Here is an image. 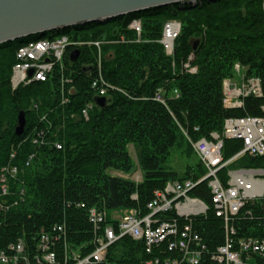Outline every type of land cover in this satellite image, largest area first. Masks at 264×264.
<instances>
[{"label": "trees", "instance_id": "obj_1", "mask_svg": "<svg viewBox=\"0 0 264 264\" xmlns=\"http://www.w3.org/2000/svg\"><path fill=\"white\" fill-rule=\"evenodd\" d=\"M263 3L204 1L195 9L170 6L129 15L112 26L80 28L92 31L84 36L85 40L95 41L104 33L109 40L121 35L133 37L127 27L135 19L141 20L143 27L141 43L103 46V75L114 90L105 97L107 106L94 107L88 119L82 112L96 96L91 89L94 73L84 69L95 70L96 51L82 49L74 65L67 59L73 84L67 87L65 98L69 102L63 105L56 83H34L12 91V69L23 40L0 46V173L10 163L19 168L11 183L15 204L0 214V250L18 240L33 248L40 233L65 223L70 247L86 255L94 249L89 209L106 213L138 210L145 215L154 193L163 191L168 183H196L206 176L193 144L210 140L213 134L222 135L228 119L262 115L264 99L255 97L244 99L243 108L226 109L224 82L234 78V67L239 64L247 79L261 81L264 98ZM172 20L182 28L174 54L169 57L160 41L164 25ZM115 28H119V34L115 35ZM52 35L56 34L48 38ZM42 39L35 36L23 42ZM190 56L194 59L190 66L197 69L194 74L184 69ZM158 95L162 101H157ZM21 112L27 122L24 138L52 123L47 137L62 148L35 147L17 138L15 129ZM130 147L136 152L135 159ZM13 148L19 150L11 161ZM242 149L241 142L225 140V161ZM34 153L35 158L30 160ZM178 158L185 161L186 168L177 162ZM136 167L143 175L141 183L115 175H131ZM231 170H264V157L246 155L221 170L218 176L225 185ZM208 184L205 181L198 185L190 197L209 205ZM19 189L25 190L20 198ZM234 227L237 238L264 240V197L247 203ZM195 230L209 248L223 244L224 224L211 211L196 223ZM139 248L131 240H123L111 249L109 261L140 263L144 258ZM251 263L264 264V255L254 257Z\"/></svg>", "mask_w": 264, "mask_h": 264}, {"label": "built area", "instance_id": "obj_2", "mask_svg": "<svg viewBox=\"0 0 264 264\" xmlns=\"http://www.w3.org/2000/svg\"><path fill=\"white\" fill-rule=\"evenodd\" d=\"M129 28L138 38L135 42L141 43V22L135 20L130 23ZM181 28V24L174 20L164 25L160 43L169 57L174 54ZM121 40L120 44L132 43ZM70 41V35L56 34L51 38L25 43L16 54L12 90L18 91L34 83L54 82L58 85L59 96L68 97L67 87L73 84L70 77L73 71L66 68L64 62ZM95 45L98 46L97 43ZM192 58L190 56L188 64L184 65L186 71L191 69ZM97 68L98 66L92 71L94 80L91 89L96 97L105 98L114 88L103 80L101 69ZM189 72L194 74L197 71L194 68ZM234 72L239 82L232 79L224 82L226 109L243 108V101L248 97L264 99L259 79H248L245 82L242 79L243 69L239 64L235 65ZM160 97L157 96V101L161 100ZM64 99L62 104L67 105L69 100ZM94 107L95 104L91 103L83 110L85 119L89 118V112ZM261 112L260 117L228 119L222 135L213 134L210 140L195 142L193 149L207 172L206 176L196 183H168L163 191L154 193L145 215L138 210L106 213L96 208L89 209L91 243L94 247L90 253L83 255L70 247L67 226L62 223L40 233L33 248L27 247L23 240H18L0 250V264H116L109 261L110 251L126 239L140 246L144 259L136 264H252L254 257L264 255V240L237 238L234 223L247 203L264 197V170H231L228 172L226 185L222 183L218 173L246 155L264 157V102ZM49 128L39 131L35 129L28 139L33 137L32 143L36 146H54L56 142L53 144L47 137L52 125ZM225 140H236L243 145L239 154L230 161H225L223 156ZM9 167L0 173V214L7 212L15 204L11 183L16 179L17 172L11 171ZM205 181H209V205L189 195ZM17 193L18 198L23 197L25 190L19 189ZM80 207L85 209L84 205ZM210 211L224 224L223 244L215 249L209 248L204 238L195 230L196 223L207 217Z\"/></svg>", "mask_w": 264, "mask_h": 264}, {"label": "water", "instance_id": "obj_3", "mask_svg": "<svg viewBox=\"0 0 264 264\" xmlns=\"http://www.w3.org/2000/svg\"><path fill=\"white\" fill-rule=\"evenodd\" d=\"M204 1L218 0H0V46L35 36L45 38L64 29L104 25L154 9L179 5L194 9ZM79 55L74 52L71 62L77 63ZM1 101L0 90V104ZM94 102L100 109L107 106L105 98H96ZM26 125V115L21 112L15 129L17 138H24Z\"/></svg>", "mask_w": 264, "mask_h": 264}, {"label": "rangeland", "instance_id": "obj_4", "mask_svg": "<svg viewBox=\"0 0 264 264\" xmlns=\"http://www.w3.org/2000/svg\"><path fill=\"white\" fill-rule=\"evenodd\" d=\"M217 2V1H216ZM264 4V3H263ZM199 5V4H198ZM197 7V6H196ZM192 8V7H191ZM195 9V8H194ZM117 20H119V19H117ZM117 20H114V21H117ZM121 20H123V19H121ZM135 20H138V21H140L141 22V20H139V19H135ZM135 20H132L130 23H132L133 21H135ZM114 21H112V22H109V23H106V24H104V25H101V24H98V26H101V28L103 27V26H105V25H111L112 26V23H114ZM173 21V20H172ZM141 24H142V22H141ZM111 26H110V28H111ZM129 26H130V24L128 25V27H127V29H128V31H132L130 28H129ZM113 29V28H112ZM71 30V32L70 33H77L78 34V36L77 37H74L73 35H71L70 33H68V35H70V38H71V44H69V46L66 48V51H65V56H66V61H67V59H69V61H70V64H72V65H74V64H77L78 62H79V60H80V56H81V50L82 49H85V50H93V52L94 51H96L97 53H96V57H95V60H96V64H94L95 65V67L96 66H98V68L97 69H101V73H102V76H103V80L106 82V80H105V78H104V75H103V60H104V53H103V46H112V45H115V44H120V42L119 41H122L121 39H124V41H126V42H128V41H130V42H132V43H136L135 41H137V37L133 34V37H129V35H121L117 40L115 39V40H109L108 39V34L107 33H104L103 35H102V37H101V39H99V40H95V41H93V40H85L86 38L84 37L86 34H91L92 33V31L90 30V31H85L84 29H82V30H72V29H70ZM116 32H115V35L116 34H119L120 33V31H119V28H115L114 29ZM133 33V32H132ZM63 34H66V33H63ZM143 34V33H142ZM141 40H140V42H142V35H141ZM44 39V38H43ZM95 43H97L98 44V46H96L95 45ZM121 44H123L124 45V43H121ZM126 44V43H125ZM128 44V43H127ZM76 51H78L79 53H80V55H79V58H78V61H77V63H72L71 62V57H72V55H73V53L74 52H76ZM110 54V53H109ZM110 55H112V54H110ZM88 56H90V55H88ZM194 59L192 58V61H193ZM66 61L64 62L65 63V66H66V68H69L70 66L68 65V64H66ZM189 62V61H188ZM188 62H187V64H188ZM93 65V66H94ZM15 66V65H14ZM191 67V66H190ZM14 68V67H13ZM70 69V68H69ZM191 69H194L193 67H191ZM191 69L189 70V71H191ZM196 69V68H195ZM242 69H243V77H242V79L246 82L248 79L246 78V74L244 73V68L242 67ZM99 71V70H98ZM189 71H186V72H188V73H191V72H189ZM196 71H197V69H196ZM12 76H13V69H12V74H11V79H10V86H11V81H12ZM232 80H235V82H239V80H238V78H237V76H234V78L232 79ZM107 83V82H106ZM53 84H54V82H53ZM108 84V83H107ZM109 85V84H108ZM110 86V85H109ZM11 89H12V87H11ZM22 89H25V88H22ZM59 89V88H58ZM13 91V90H12ZM65 97H61V100H63ZM64 100H66V99H64ZM45 120V117L42 119V121H44ZM51 125H52V123H51ZM51 125H48V128L51 126ZM42 129H44V128H42ZM50 129V128H49ZM31 134H29V135H27L25 138H23V140H24V142H30V143H32L33 142V137L31 138V139H28L29 138V136H30ZM40 142L42 141V139L41 140H39ZM53 144H54V142H53ZM32 145H34L33 143H32ZM35 147H46V146H42L41 144H39V146H36V145H34ZM51 147H53V148H56L57 150H60V147H61V145H59V143H55L54 144V146L53 145H50ZM59 148V149H58ZM18 150L19 149H14L13 148V152H12V155H11V161H14L15 159H16V157H17V153H18ZM130 153H131V155H132V157L135 159L136 158V152L134 151V149L132 148V147H130ZM35 156H36V154L34 153V154H32L31 155V157H30V160L31 159H33V158H35ZM177 162L180 164V163H183V165H184V167L186 168V164H185V161L184 160H182V159H177ZM181 165V164H180ZM10 166V167H9ZM7 167H9L10 168V170L11 171H13V170H15L16 172H17V175L19 174V168L17 167V166H14L12 163H10L8 166H6V167H4L2 170H4V169H6ZM14 167V168H13ZM8 168V169H9ZM2 170H1V172H2ZM207 173V172H206ZM116 176H120V177H123V178H126V179H129V180H131V181H133V182H135V183H141L142 182V179H143V175H142V172L138 169V167H136V169H135V171H134V173L133 174H131V175H128V176H123V175H121V174H115ZM205 177V176H204ZM240 215V214H239ZM133 242V241H132ZM134 243V242H133ZM140 249V248H139Z\"/></svg>", "mask_w": 264, "mask_h": 264}, {"label": "bare ground", "instance_id": "obj_5", "mask_svg": "<svg viewBox=\"0 0 264 264\" xmlns=\"http://www.w3.org/2000/svg\"><path fill=\"white\" fill-rule=\"evenodd\" d=\"M67 29H64V30H60V31H57V32H63V31H66ZM69 31H70V29H68ZM72 30H75V29H72ZM76 31V30H75ZM22 41V40H21ZM24 41V40H23ZM22 41V43H21V45H20V47L18 48V50L25 44L24 42ZM16 42H19V41H16ZM12 43H14V42H12ZM28 43V42H27ZM8 44H10V43H8ZM18 50H17V52H18ZM17 52H16V54H17Z\"/></svg>", "mask_w": 264, "mask_h": 264}]
</instances>
